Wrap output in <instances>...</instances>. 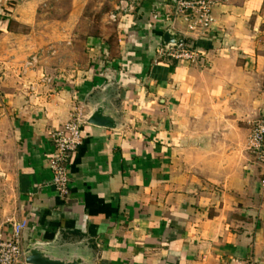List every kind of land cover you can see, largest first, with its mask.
Instances as JSON below:
<instances>
[{
  "label": "crops",
  "instance_id": "1",
  "mask_svg": "<svg viewBox=\"0 0 264 264\" xmlns=\"http://www.w3.org/2000/svg\"><path fill=\"white\" fill-rule=\"evenodd\" d=\"M41 1L0 0L2 31ZM155 1L117 25L113 47L91 38L95 63L69 95L0 78V233L24 221L23 248L88 264H264L263 169L247 151L264 110L263 0L221 1L199 41L178 20L153 21ZM167 30L202 50L197 63L159 57ZM103 103L117 128L83 122L60 197L49 134Z\"/></svg>",
  "mask_w": 264,
  "mask_h": 264
},
{
  "label": "rangeland",
  "instance_id": "2",
  "mask_svg": "<svg viewBox=\"0 0 264 264\" xmlns=\"http://www.w3.org/2000/svg\"><path fill=\"white\" fill-rule=\"evenodd\" d=\"M215 1L217 5L224 0ZM159 3V0L153 3L150 14L153 21L164 15ZM113 5L110 0H42L28 23L18 27L9 24L7 30L14 35L3 32L0 27L2 82L12 81L26 93L36 95L38 87L44 93L59 91L62 87L69 95L75 82L84 75L79 71L95 63L90 51L91 38L109 39L113 47L121 34L117 25L125 17L110 22L108 15ZM260 28L264 31V23Z\"/></svg>",
  "mask_w": 264,
  "mask_h": 264
},
{
  "label": "built area",
  "instance_id": "3",
  "mask_svg": "<svg viewBox=\"0 0 264 264\" xmlns=\"http://www.w3.org/2000/svg\"><path fill=\"white\" fill-rule=\"evenodd\" d=\"M113 11L108 15L110 22L132 16L137 9L142 7L146 0H110ZM141 2V4H140ZM215 0H167L163 6L166 19L178 20L185 24L187 33L194 41L205 38L213 27L214 21L211 15ZM156 19L157 17L154 16ZM202 50L194 44H188L184 39L176 41L175 45L158 48L160 58L178 62L197 63L202 57ZM83 117L79 114L71 118L61 129L49 134L53 154L49 159V170L52 175V187L60 197L69 194L68 167L70 159L82 144L81 126ZM247 151L256 159L263 169L264 176V117H260L251 124L247 140ZM264 187V179L261 181ZM26 222L16 223L11 226L9 232L0 233V264H23L22 236L26 230Z\"/></svg>",
  "mask_w": 264,
  "mask_h": 264
},
{
  "label": "water",
  "instance_id": "4",
  "mask_svg": "<svg viewBox=\"0 0 264 264\" xmlns=\"http://www.w3.org/2000/svg\"><path fill=\"white\" fill-rule=\"evenodd\" d=\"M162 39L165 47L173 46L176 43L175 35L171 30L165 31ZM105 112L104 103L96 105L87 117H83V122L92 126L116 129V121ZM262 116L264 117V110ZM75 252L74 250L69 256L54 255L48 249L47 244L32 240L23 249V261L25 264H88L85 257L76 256Z\"/></svg>",
  "mask_w": 264,
  "mask_h": 264
}]
</instances>
